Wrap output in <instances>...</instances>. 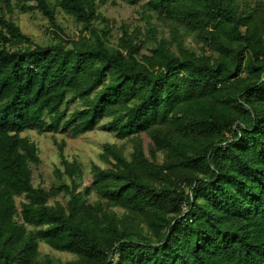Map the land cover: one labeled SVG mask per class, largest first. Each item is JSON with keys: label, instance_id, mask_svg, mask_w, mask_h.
Masks as SVG:
<instances>
[{"label": "trees", "instance_id": "trees-1", "mask_svg": "<svg viewBox=\"0 0 264 264\" xmlns=\"http://www.w3.org/2000/svg\"><path fill=\"white\" fill-rule=\"evenodd\" d=\"M119 1L138 18L113 36L109 0H0V264H264V1ZM97 128L123 142L108 167L84 184L62 143L58 183L34 184L26 131Z\"/></svg>", "mask_w": 264, "mask_h": 264}, {"label": "rangeland", "instance_id": "rangeland-1", "mask_svg": "<svg viewBox=\"0 0 264 264\" xmlns=\"http://www.w3.org/2000/svg\"><path fill=\"white\" fill-rule=\"evenodd\" d=\"M48 1L54 2L56 0ZM136 10V7H131L119 0H109L105 6L101 7V11L108 18L117 21V25L113 28V36L118 35V30L116 28L122 22L132 23L138 18ZM57 18L58 22L64 29L66 36L73 38L77 31L76 22L61 12L58 13ZM13 19L19 23L23 32L35 41L43 42L45 44L50 42L47 33L49 24L40 12L20 13L17 11L13 14ZM189 44L190 40L187 41V46ZM72 108L73 106L70 107V110H72ZM23 135L28 136L37 144L41 163L38 166L32 165L33 182L35 185H41L46 190H51L52 186L58 183L54 175V170L57 166H61L59 146L62 143H64V155L70 161L77 159L81 162L85 171L84 184L90 182L91 170L94 165L108 167L101 158L104 145L107 143L122 145L123 143L113 134L105 132L100 128L77 137L72 136L70 133H56L55 135H52L51 133L38 134L34 130L26 131ZM127 148L130 150L131 147L128 145ZM56 199L62 200V197L59 196ZM53 201L54 199L51 200V202ZM19 203L20 199H17V205H19ZM40 251L43 255L50 254L62 261H68L74 258L71 254L52 251L49 247L43 244L40 246Z\"/></svg>", "mask_w": 264, "mask_h": 264}]
</instances>
